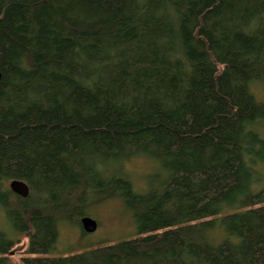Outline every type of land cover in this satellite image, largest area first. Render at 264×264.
Segmentation results:
<instances>
[{
	"label": "trees",
	"instance_id": "trees-1",
	"mask_svg": "<svg viewBox=\"0 0 264 264\" xmlns=\"http://www.w3.org/2000/svg\"><path fill=\"white\" fill-rule=\"evenodd\" d=\"M0 71L23 264H264V0H0ZM137 158L158 166L144 192ZM119 198L139 236L53 255L61 223ZM15 245L0 231V264Z\"/></svg>",
	"mask_w": 264,
	"mask_h": 264
},
{
	"label": "rangeland",
	"instance_id": "rangeland-1",
	"mask_svg": "<svg viewBox=\"0 0 264 264\" xmlns=\"http://www.w3.org/2000/svg\"><path fill=\"white\" fill-rule=\"evenodd\" d=\"M252 92L257 101L264 103L263 85H254ZM262 134L264 136V129ZM104 166L110 168L111 171L116 169L115 164H106ZM154 171H158L157 164L144 158L134 159L125 164L124 167V172L129 175L134 182L135 189L139 192L146 190L147 177ZM86 213V216H90L97 221V230L93 233H86L81 223L75 221L76 219L70 223H61L57 250L53 255L76 254L102 246L113 245L140 235L132 213L126 209L123 200L120 198L95 203L90 206ZM0 231L8 233L16 241L15 247L7 256L9 264H23V259L29 257L27 255L28 237L13 231L1 207Z\"/></svg>",
	"mask_w": 264,
	"mask_h": 264
},
{
	"label": "water",
	"instance_id": "water-1",
	"mask_svg": "<svg viewBox=\"0 0 264 264\" xmlns=\"http://www.w3.org/2000/svg\"><path fill=\"white\" fill-rule=\"evenodd\" d=\"M1 79H2V74L0 71V82H1ZM9 187L12 190V192H14L15 194L23 198H27L30 194V188L28 184L21 180L11 181L9 184ZM81 226L86 233H93L97 230L98 223L92 217L84 216L81 218Z\"/></svg>",
	"mask_w": 264,
	"mask_h": 264
}]
</instances>
